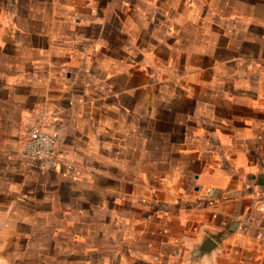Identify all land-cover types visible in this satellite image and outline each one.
<instances>
[{
  "label": "crops",
  "instance_id": "obj_1",
  "mask_svg": "<svg viewBox=\"0 0 264 264\" xmlns=\"http://www.w3.org/2000/svg\"><path fill=\"white\" fill-rule=\"evenodd\" d=\"M0 264H264V0H0Z\"/></svg>",
  "mask_w": 264,
  "mask_h": 264
},
{
  "label": "built area",
  "instance_id": "obj_2",
  "mask_svg": "<svg viewBox=\"0 0 264 264\" xmlns=\"http://www.w3.org/2000/svg\"><path fill=\"white\" fill-rule=\"evenodd\" d=\"M57 139L45 131L41 125L35 124L25 139L22 156L29 165L36 162L52 164L56 159Z\"/></svg>",
  "mask_w": 264,
  "mask_h": 264
}]
</instances>
